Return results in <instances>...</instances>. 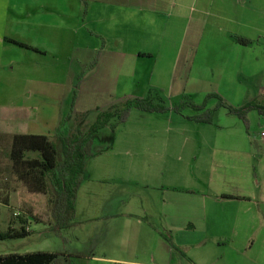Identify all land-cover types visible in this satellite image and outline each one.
<instances>
[{"label": "crops", "instance_id": "0c3cea01", "mask_svg": "<svg viewBox=\"0 0 264 264\" xmlns=\"http://www.w3.org/2000/svg\"><path fill=\"white\" fill-rule=\"evenodd\" d=\"M16 50L58 69L90 61L80 93L89 80L94 96L120 105L159 92L170 107L184 98L202 104L209 94L235 107L264 103V0H0V113L13 112L7 126L15 129L0 134L34 135L18 126L45 127L49 114L32 102L23 53L26 76L16 88L6 57ZM251 113L247 131L238 118L202 125L134 109L122 127L100 133L75 218V226H104L105 256L95 262L264 264V124L253 132ZM134 115L146 124L129 126ZM61 255L64 264L76 261Z\"/></svg>", "mask_w": 264, "mask_h": 264}, {"label": "rangeland", "instance_id": "374dc122", "mask_svg": "<svg viewBox=\"0 0 264 264\" xmlns=\"http://www.w3.org/2000/svg\"><path fill=\"white\" fill-rule=\"evenodd\" d=\"M16 52L17 54L14 53L13 55L9 54L6 56L10 60H14L13 62L15 63L16 69L13 73V78L17 84L16 88H20L19 83L25 78L26 75L24 73L27 70L28 73L31 74L30 78L32 80L31 85H29L27 89L33 91L35 97L32 102L40 108L46 106L47 114H49L46 125L48 129L40 123H24V127L18 126V132H26L27 134L34 135H49V133L47 134L44 132L52 130L54 132V124H57V126L59 125L58 128L56 126L58 131L60 125L68 121V117H71V121L68 123V128L71 132L74 133L76 130L79 132H86L97 121L100 111H107L112 106L120 105V103L104 101V98H102L103 96H94L96 94V88L92 89L93 87L89 80L85 82V92L80 93L78 88H82L80 85L85 81H82L83 78H81V75L83 74L84 77L89 73L90 61H87V63L73 62L69 65L70 68L66 65L63 69H60L61 66H59L60 68L58 69L54 60L43 59L38 55L35 56L31 53L25 54V52L17 50ZM20 53L28 57L25 61L28 66L25 71L24 69L21 70L20 67L21 62L23 63L21 59L23 57ZM62 73L67 76V79L63 80V84L52 85L50 87L46 84H42V82L46 80L56 81L57 78H62ZM134 75L135 72L130 76ZM79 83L81 84L77 87ZM134 88L135 86L133 84L129 86V92L134 91ZM215 102L217 101H212L210 104H216ZM240 104L243 105L245 103ZM81 115H85L82 121L79 120ZM258 116L257 112H253L250 115L253 132L259 129L260 125L258 124H264V117ZM230 119L239 121L236 117L231 116L227 110L220 109L214 123L228 126L227 123ZM11 123H14L13 112L8 110L3 113L1 112L0 126L3 124L4 127L0 128V130L5 128L10 132H15V129L7 126H10ZM143 124H146V122L138 119L136 115H134L128 123L129 126ZM120 126L121 125H119V127ZM56 133L54 135L51 133L53 136H49L54 139L53 137H56ZM103 133L102 131L101 134ZM12 136L13 135L9 134L8 137L10 139H0V233L8 231L9 228L19 229L21 227V224L15 220L14 214L16 212H22L25 216L31 214L35 219H29V236L21 239L0 240V256L12 254L25 255L37 252L62 254L67 251L75 255L76 261L74 264H103L95 262V256H105L102 251L106 246V244H103L105 243V232L102 224L93 226H73L60 233L54 232L47 197L45 195H37L33 202L30 200L31 196L27 188L19 183L16 177L11 175V165L7 158V154L11 149L9 143ZM259 142L260 141L257 140V150L261 145ZM258 173L263 180V165L258 169Z\"/></svg>", "mask_w": 264, "mask_h": 264}, {"label": "trees", "instance_id": "16d2710c", "mask_svg": "<svg viewBox=\"0 0 264 264\" xmlns=\"http://www.w3.org/2000/svg\"><path fill=\"white\" fill-rule=\"evenodd\" d=\"M235 40L243 46L251 44V41L241 37H235ZM14 43L31 49L27 45ZM97 60L92 66L96 65ZM159 95L161 92L143 99L127 100L107 111H100L97 121L86 132L77 130L74 133L71 132L68 128L71 117H68V121L60 125L54 139L45 135H13L11 137L9 143L11 149L7 154L11 165L10 173L27 188L31 196L30 200L33 202L37 195L47 197L54 232L60 233L75 226L78 192L85 180L88 161L96 156L94 151L96 137L107 128L115 131L119 125L125 124L134 109L150 114H166L173 111L202 125H213L218 111L225 109L231 116L242 120L247 131H249L251 112L256 111L264 117V103L261 102L235 107L221 96L209 94L202 104L197 105L184 98L180 103L170 107ZM212 101H217L214 107L209 106ZM190 112L193 114L186 115ZM83 117L85 115H81L79 120L82 121ZM1 138L7 140L9 137L0 135ZM15 218L21 227L9 228L8 231L1 232L0 240L21 239L30 235L28 222L30 218L35 219V217L31 214L25 216L20 212V215ZM183 255L186 256L184 253ZM62 257L61 254L45 252L12 254L0 256V264H64Z\"/></svg>", "mask_w": 264, "mask_h": 264}, {"label": "built area", "instance_id": "2783aa9c", "mask_svg": "<svg viewBox=\"0 0 264 264\" xmlns=\"http://www.w3.org/2000/svg\"><path fill=\"white\" fill-rule=\"evenodd\" d=\"M260 137L264 140V130H262V131L260 132ZM18 215H20V212H16V213H15V216H18Z\"/></svg>", "mask_w": 264, "mask_h": 264}]
</instances>
